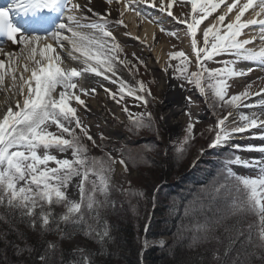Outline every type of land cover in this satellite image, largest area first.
<instances>
[{
    "label": "snow or ice",
    "instance_id": "1",
    "mask_svg": "<svg viewBox=\"0 0 264 264\" xmlns=\"http://www.w3.org/2000/svg\"><path fill=\"white\" fill-rule=\"evenodd\" d=\"M106 2L121 4V17L128 11H134L137 17L145 19L142 11L132 7L133 3H139L158 8L160 12L185 25L194 60L182 50L169 53V63L165 71L174 68L178 73L177 79L193 85L206 96L210 90L214 109L259 107L262 110L260 114L254 112L251 116L240 113L238 121L235 118L232 120L235 124L232 128H228L226 122L233 116V112L227 111L223 118L216 121L215 128L209 130L214 135L208 147L215 149L226 145L228 152L221 161L223 180L213 185L210 196L215 199L222 192H226L232 197L226 216L250 215L256 218L249 225L246 237V242L254 251L246 252L245 258L241 259L239 253L230 256L232 249L226 247L222 264H249L250 260H264V159H246L240 154L253 151L264 154V145L228 144L236 134L264 127V119H260L264 115V99L258 105L244 103L253 95L250 91L251 83L246 84L243 91L229 95L232 87L229 82L253 71L251 67L238 68L239 63L256 64L264 70V0H187L191 12L190 15L185 14L183 19L175 16L172 11L176 0ZM90 3L91 0H87V4ZM83 8L78 0H11L7 9H0V57H3L0 59V89H4L6 78H9L11 84L4 90L17 97L14 107L8 98L9 106L0 116V209H4L8 218L17 219L42 234L55 233L61 239H71L73 233L79 230L103 245L111 239L110 226L102 213L113 205L110 198L112 174L117 163L127 173L130 158L126 159L122 155L117 161L111 155L103 158L89 157L88 145L84 141H90L93 146H96V141L77 115V106L87 109L81 94H95L96 89L79 87L80 94L75 90L78 89L80 78L85 73H91L113 84L119 83L117 92L104 89L114 100H117L119 94L117 103L125 96H131L147 109L148 97L152 93L142 81L138 88H132L119 77L117 64L128 66L129 62L119 56L122 47L108 23L111 12L105 16L87 7V12L96 17L92 20L85 15ZM250 9L253 10L251 15L254 18L245 19V13ZM218 10L219 14L213 16ZM10 13L26 27L13 24ZM52 13L58 17L54 30H42V34H26L44 23L43 14ZM209 17L212 19L209 20ZM206 20L208 23L201 28ZM149 22H152L150 18ZM116 23L124 25L123 19ZM253 26L258 30V37L252 35L250 38L241 39V36L247 35L245 30ZM198 31L202 39L198 38ZM161 32L176 36L175 32L167 31L163 27ZM257 38L259 47H248ZM5 42L16 45L19 50H7L4 47ZM65 42L71 46L67 58L75 61L78 57L73 53H79L83 57L80 61L83 67L67 66V58L61 55L66 50ZM224 54L234 58L223 61V67L220 68L206 66V61H212ZM170 61L180 63L173 65ZM193 63L196 70L189 71ZM25 73L30 75L25 76ZM262 93L264 88L255 95ZM186 100L189 104L192 103L191 97H186ZM73 101L76 106H73ZM123 111L128 113L127 127L130 132L151 130L155 125L151 112L134 114L126 107ZM185 115L189 117V123L184 140L177 149L181 153L185 150L184 146L195 139V123L191 120V112L186 111ZM163 119L164 116L161 115L160 120ZM53 125L58 132L49 131ZM76 129H79V133ZM258 138L264 140V134ZM101 139H104L103 135ZM69 152L70 158L63 155L58 158L57 154ZM132 163L134 166V162ZM233 167L253 169L258 174L238 175ZM74 178H79L76 184L78 200L69 198V188ZM132 195L143 197L144 193ZM57 207L63 211L56 213L54 210ZM194 211L195 206H191L185 209V214L190 215ZM2 218L3 215H0V219ZM220 222L221 220H216L198 225L191 237L192 243L209 238L213 227ZM237 234L242 236L244 233L239 231ZM19 237L23 239L22 234ZM14 247L18 253L31 251L15 245ZM95 255L96 253L82 248L73 249V258L68 264H94ZM38 259L41 264H64L59 244L52 241L45 243ZM212 260L218 264L221 262L218 251L212 253Z\"/></svg>",
    "mask_w": 264,
    "mask_h": 264
},
{
    "label": "rangeland",
    "instance_id": "2",
    "mask_svg": "<svg viewBox=\"0 0 264 264\" xmlns=\"http://www.w3.org/2000/svg\"><path fill=\"white\" fill-rule=\"evenodd\" d=\"M132 7L138 8V4L133 3ZM141 8L142 9L140 11H142L145 19L137 17L134 11H128L123 17H121L119 13L123 11V8L121 4H117V17L123 19L124 25L122 28L124 29L125 33L130 36L128 41H125L124 39H117V41L122 47V52L119 53L120 58L129 62L128 66L121 65L125 74L126 71L129 72L130 76L136 80L137 87H139V82L142 81L145 86L151 90L152 96L148 97L149 105L147 109L141 105L140 101H137L134 98L127 99L125 97V101L122 100L120 103H117V100L119 99V95H117V100L112 99L114 100V107H112L111 104L105 102L106 121H102L100 118H96V120H89L82 117V107L79 106H77V115L80 117L82 123L89 128L90 134L96 141L95 147L99 148V156L97 153L96 155H93V157L98 156L103 158L107 155H111L112 157L116 158L117 161L122 155L126 159L130 158L129 171L127 173L123 171V166L117 163L115 165V171L112 174V189L116 193H122L124 195V197L121 199V202L126 200L124 205L121 203L122 207L126 206L127 208H131L132 213L135 214L134 216L139 215L140 210L136 208L138 207L137 205H139L138 203H143L146 195L151 196L150 199L152 205L150 210H147L146 216L144 215V218H148L147 223L143 231L140 232V237H138V245L142 253L140 256L142 257L146 250H152L153 248L160 247L162 244L168 243L170 241V237L168 235L161 237L149 235V224L153 220L161 219L166 214L173 216L174 214H171V212H174L179 208L178 203H181L183 211H185L186 208L195 206V211L190 214V216H192L191 218H196V215L199 214V211L203 212L209 207L215 208L217 206L218 208L224 210L228 208V203L232 197H230L226 192H222L219 196H216L215 199L210 196L213 185L217 182H220V180L212 181V183H208L206 187L201 188V191L205 189L208 192V194L204 195L203 192L198 191V185H193L192 180H188L187 178V180L179 183V177H181L183 174L190 176V174L192 175L193 173L196 174L199 172L201 174L204 173L203 176H209V174H212L213 169L215 171L219 166L221 167V161L223 157L228 154L226 150L227 146L225 145L221 148H216L215 150L217 151V156H212V153L209 151L210 148L208 147V144L214 133L209 130L215 128L216 121L219 118H223V116L227 114V111L230 110L233 113H236L237 109H214L211 103L210 90L209 95L206 96L193 85L187 84L184 80L177 79L176 76L178 73L175 72L174 68H171V70L173 72L174 81L178 88H171V90L168 91L159 89L156 78L157 74L159 73V69L154 66L155 60L152 58V53L154 52H152L150 55L149 53L148 55H144V53L141 51V44H143L141 40H148V38H143L141 36L139 33L141 29L137 27L135 20L137 21L138 19L140 23L142 22V29L145 28L143 24L148 25L149 31L146 33L147 36H150V38L152 36L151 32L154 30L163 34L164 32H161V27L164 29H170L172 32L176 33L178 40L172 39L170 42H162V46L158 47L156 50L157 52H162L167 57L168 63L169 53L181 50L190 55V57L194 60V54L192 53L191 48L188 47V45H191V40L186 33L185 25L178 23L175 19H173V17H169L166 13L160 12L158 8H145L144 6ZM172 11L175 16L183 19L185 18V14L190 15L191 6L187 3V0H176ZM149 18L152 22H149ZM177 23L180 24L181 27H179ZM206 24L207 23H204L200 27L203 28ZM109 28L112 29L111 27ZM197 36L198 38L202 39L201 33L199 31ZM130 48L134 49L132 50ZM233 58L234 57L231 55L224 54L220 57H216L209 63L206 61V66L212 69L220 68L223 67V61L232 60ZM141 61L143 63H141ZM170 63L173 65H178L180 62L170 61ZM133 65H135V67H132ZM237 67H251L253 71H251L247 76L236 78L233 81H230L229 83L232 84V87L229 90V95L237 94L243 91L245 85L249 83L252 84L250 91L253 93V95L264 88V70H261L258 65L241 62L237 65ZM194 70H196V67L193 63L190 65L189 71ZM115 89L116 90L114 92H117L118 87H115ZM98 94L99 92H96L95 97ZM186 97H191V104L188 103ZM164 106H170V108L178 109L176 117L180 118L179 124L172 121L174 117H168L166 111L167 109H165ZM125 107L129 109V112L134 114L144 113L145 111L151 112L155 118L154 127L151 130L143 129L139 132H134L135 136L137 137L133 138L127 127L128 113L123 111ZM186 111L191 112V120L195 123V139L192 140L188 145H185V150L181 153L178 152L177 149L181 146L184 140L186 135L185 130L187 124L189 123V117L185 115ZM161 115L164 116L163 120H160ZM230 122H232V120ZM226 126L228 128H232L235 126V124L230 123L227 125L226 122ZM113 129H116V131ZM49 131L58 132L54 125L49 128ZM76 131L79 133V129H76ZM101 135L104 137L103 140L101 139ZM242 136L245 135H234L233 138L228 141V144L246 145L244 144L245 141L242 142V139H238L242 138ZM84 142L86 144L89 143V155V147H93V145L86 139ZM141 152L146 154L148 153L150 155L156 153L157 159H162L164 167L162 168L158 165L154 166L146 159H140L138 156ZM160 154L162 157L159 156ZM240 154L242 158L253 160H256L254 157L260 156L253 154L251 155L249 152H242ZM57 155L58 158H60L61 155H63L65 158H70V152ZM132 162H134V166ZM213 165L216 167V169L213 167ZM233 171H235L238 175L244 176L258 174L256 170L239 167H233ZM78 179L79 178H74L72 184L70 185V199H79L78 189L76 187ZM177 182L178 185L171 186ZM169 186L172 188L168 189ZM176 190L178 193H176ZM125 192L128 193V196L127 194H124ZM140 192L144 193L143 197L132 195V193ZM183 193H188V200L194 201L185 200V198L181 196L178 198V195ZM169 206L170 210L168 209ZM57 210L60 212L62 208L58 207ZM3 211L4 209H0V213ZM247 218L252 224L256 219L250 215L247 216ZM117 225L125 227L126 223L123 221V223ZM133 233H135V231H133L132 234ZM137 234L138 233H136V235ZM47 236L48 235H46V237ZM8 240L5 238V241L9 242ZM68 245L72 251L73 249L80 248L87 251V249L93 248V245L87 239L82 237H74L70 239Z\"/></svg>",
    "mask_w": 264,
    "mask_h": 264
},
{
    "label": "trees",
    "instance_id": "3",
    "mask_svg": "<svg viewBox=\"0 0 264 264\" xmlns=\"http://www.w3.org/2000/svg\"><path fill=\"white\" fill-rule=\"evenodd\" d=\"M130 133L133 138L137 137L134 132ZM209 151L212 153V156H217V151L214 148H210ZM89 153V157H93L97 153L99 156V148L95 146L89 147ZM138 157L146 159L154 166L164 167L162 159L158 160L156 153L150 155L141 152ZM214 168L216 169V167ZM220 168L219 166L215 171L213 169L212 174H209L212 177L203 176L204 173L201 174L200 172L190 174V176L183 174L179 177V183L188 178V180H192L193 185H198L197 189L199 192H203L206 195L208 192L205 189L201 191V188L206 187L212 181L223 180V177L220 175ZM175 185H178V182L171 186ZM171 186L168 189H171ZM176 193H178L177 190ZM124 194L128 196V193L125 192ZM180 196L185 198V200L189 199L188 193L180 194L178 198ZM122 197H124L122 193L118 194L112 189L110 198L113 205L102 213L110 226L111 233V239L106 244L101 245L79 230L72 235V238L82 237L87 239L93 245V248L87 249V252L96 253L93 257L94 264H218V262L212 260V253L214 251L220 253L222 260L219 264H222L223 253L226 247L232 249L230 256H235L236 253H239L241 259L245 258L246 252L254 251L252 246L246 242L248 228L252 224L248 221L247 216H226L227 209L224 210L216 206L215 208L209 207L203 212L199 211L196 218H191L192 216L186 215L185 211L182 210L181 203H178L179 210L176 209L174 212H171V214H174L173 216L166 214L161 219L153 220L149 224V235L158 237L168 235L170 241L162 244L160 247L146 250L141 257L140 254L142 253L138 245V237H140V232L143 231L147 223L148 218H144V215L146 216L147 210L149 211L152 205L151 196L146 195L144 202L138 203L139 205L136 208L140 210V213L136 215L137 217L134 216L135 214L132 213L131 208L122 207L121 203L124 205L126 201L123 200L121 202ZM57 208L54 210L56 213L63 211L62 209L59 212ZM168 209L170 210V206ZM0 215L4 217L0 219V264H41L38 256L43 251L45 243L49 240L59 244L64 264H68L73 258V251L68 245L70 239H61L55 233L42 234L34 231L17 219L8 218L5 211L0 213ZM216 220H221V222L213 227L212 235L203 241L193 244L191 237L194 234L195 228L198 225L215 222ZM123 221L126 223L125 227L117 225L123 223ZM133 231L135 233L132 234ZM239 231H242L244 234L242 236L238 235ZM136 233L138 234L136 235ZM19 234L23 235V239L19 237ZM46 235L48 236L46 237ZM5 238L9 239V242L5 241ZM14 245L20 249H31V251L24 250L18 253ZM249 264H264V260H250Z\"/></svg>",
    "mask_w": 264,
    "mask_h": 264
},
{
    "label": "bare ground",
    "instance_id": "4",
    "mask_svg": "<svg viewBox=\"0 0 264 264\" xmlns=\"http://www.w3.org/2000/svg\"><path fill=\"white\" fill-rule=\"evenodd\" d=\"M78 2L84 6L83 10L86 16L89 17V19H96L95 16L92 15V13L87 12V7H91L93 9L94 12L97 13H101L105 16H107L108 12H111V16L108 17V23H109V27H111L112 31L114 32L115 36L117 39H124L125 41H128L130 39V36L127 35L124 31V29L122 28L123 25L117 24L116 21L119 20L120 18L117 17V12H116V8H117V4L115 2H113L112 4H108L106 2V0H91L90 5L87 4V0H78ZM158 2V0H157ZM229 2H231V0H229ZM11 4V1H9V4ZM138 4V9L141 10L142 6H144L145 8L148 6L145 4ZM224 6H222L223 8ZM252 9L249 10V12L245 13V19H251L254 18L251 13H252ZM10 13V17H11ZM216 14H219V10L217 13H213V16H215ZM50 15V14H49ZM56 14L52 13L51 16L55 17ZM50 18V16H46L45 19ZM212 17H209V20H211ZM11 20L13 21V24H15L16 26H20L22 27L23 25H25L23 22H21L16 16ZM207 21V20H206ZM204 21V23H208V21L206 22ZM144 23V22H143ZM55 24V23H54ZM135 24L137 25L138 28H140V34L143 38H148V40H141V42L143 44H141L142 49L141 51L144 53V55H149L152 53L153 54V60H155L154 66L157 67V69H159V73L157 74L156 78L158 81V87L160 90L163 91H168L174 89V88H178L177 84L174 81V76H173V72L171 70V68H168L167 72L165 71L166 65H167V57L162 53V52H157V48L162 46V42H170L172 39H176L178 40V36H169L166 34V32H164L163 34H161L160 32H157L156 30L152 31V36L150 38V36H147V31H149V27L146 24H143V26L145 27L144 29L141 28V24L137 19V21L135 20ZM176 25V24H175ZM177 25H179V27H181L180 24L177 23ZM26 26V25H25ZM40 27L36 28L39 29ZM167 31H171L170 29H166ZM87 31V30H85ZM245 33H247V35H243L241 36V39H247L250 38L252 35H257L258 37V30L255 28V26H253L250 29H246ZM27 34V33H26ZM150 38V39H149ZM155 38V39H154ZM66 44V50L61 52V55L63 58H67L68 57V52L71 51V46L67 45V42H65ZM4 47L9 50V51H18V47L16 45H11L9 42H5L4 43ZM188 47L191 48L190 45H188ZM248 47H254V48H258L259 47V39L257 38V40L251 44L248 45ZM130 49H134V48H130ZM73 55L77 56L78 59L73 61L70 58L66 59V64L67 66H72V67H77V68H81L84 65L81 64V60L83 59V57L80 56L79 53H73ZM190 57V55H189ZM0 59H3V57H0ZM190 59H192L190 57ZM121 65L123 66V64H117L116 66V71L119 75V77L126 82L127 86L132 87V88H138L137 87V82L136 80L130 76L129 72L126 71V74L124 72V70L122 69ZM195 65V64H194ZM125 66V65H124ZM31 67V65H30ZM22 71V67L20 69ZM128 74V75H127ZM19 75V73L17 74ZM30 75V73H25V76ZM109 76H111V73H108ZM113 79H115L113 77ZM11 84V81L9 78H6L5 81V86L4 89L8 88ZM79 87H83V88H87V89H91V88H95L96 92H99V94L95 97V94H89L87 96L81 94V98L84 99L86 101L87 104V109L82 108L83 111V116L84 118H87L89 120H96L97 119H101L102 121H106V111H105V102L108 104H111L112 107L115 106L114 100H112L110 94L108 92H105L104 89H109L110 92H114L116 89L115 87H119V83L117 84H113L111 82H109L108 80H104L103 77H97L94 74L91 73H85L83 75V77H81L80 79V84L78 86V89L75 90L77 91L78 94L79 93ZM4 89H0V116H2L4 114V112L6 111V108L9 106V99L10 98V103L11 105L14 107L15 105V101L17 99L16 96L12 95L11 92L5 91ZM264 98V93H262L261 95L257 96V95H251L250 98L245 100V104H256L258 105L260 102V99ZM75 101H73V106ZM165 109H167V114L168 117L173 118L172 121L179 124L180 123V118L176 117L177 111L178 109H173L170 108V106H164ZM165 111V112H166ZM261 109L259 107L256 108H246V107H241L240 109H237L236 113H233V116L228 118L227 121V125H229L231 120H233L234 118L238 121L239 119V114L240 113H244L247 114L249 116H251L254 112L257 114L261 113ZM260 119H264V115L260 116ZM172 125V124H169ZM110 128V127H109ZM114 131H116V129H113ZM264 134V127L261 128H254L251 129L249 132L246 133H242L241 135H245L242 136V138H238V139H242V142L245 141L244 144L246 145H256V146H260V145H264V140L259 139L258 137L260 135ZM251 155H260L259 157L256 156L254 157V159L256 160H260V159H264V154H261L259 152H249Z\"/></svg>",
    "mask_w": 264,
    "mask_h": 264
}]
</instances>
